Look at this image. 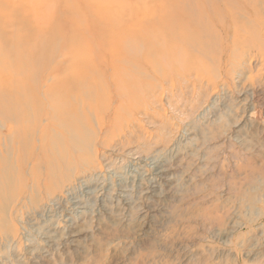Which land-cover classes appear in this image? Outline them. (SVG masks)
Masks as SVG:
<instances>
[{"label": "rangeland", "instance_id": "obj_1", "mask_svg": "<svg viewBox=\"0 0 264 264\" xmlns=\"http://www.w3.org/2000/svg\"><path fill=\"white\" fill-rule=\"evenodd\" d=\"M182 2L0 0V264H264V0Z\"/></svg>", "mask_w": 264, "mask_h": 264}, {"label": "bare ground", "instance_id": "obj_2", "mask_svg": "<svg viewBox=\"0 0 264 264\" xmlns=\"http://www.w3.org/2000/svg\"><path fill=\"white\" fill-rule=\"evenodd\" d=\"M185 3L182 2V0H172V3L170 5L164 6L160 13L161 18L156 20V24L153 25V29L151 30V33H149L146 29L145 30H139L132 33L128 30L130 28V24L122 26L120 25V32L117 33L115 36H107V42L114 47L115 44H122V43H129V42H145V61L150 65L151 68H155L156 66H159V59H164V61L167 63L168 66L172 67L173 64L171 62V54L174 55L179 49L184 48L191 45L192 41V34H190V29H194V22L195 20L192 17L191 13L184 12V14L177 15L175 12L176 10H180V8H183ZM174 13V14H173ZM180 13V12H179ZM172 19L173 23H170L168 19ZM176 23V24H174ZM174 24V25H173ZM115 25L109 24L105 29H115ZM194 31V30H193ZM151 40L153 42L157 43L156 51H150L152 50L151 47ZM151 48V49H150ZM114 49V58L117 60L120 59H129V56L127 51L125 50H115ZM130 61V60H129ZM74 75H77L75 78V82L69 83V86H67L65 90V97L74 94L75 92L79 91V88L82 86L79 85L78 80L85 79L86 75L81 72L75 73ZM71 80H73V77L71 75ZM91 78V77H89ZM113 79L116 83V85H120L121 89H124V86L133 85L134 83L130 81L131 83L127 82L125 77L122 75L120 71H117L113 75ZM81 86V87H80ZM63 90V89H62ZM124 95V94H123ZM21 96V95H19ZM122 96V95H121ZM21 99V98H19ZM56 111V110H55Z\"/></svg>", "mask_w": 264, "mask_h": 264}]
</instances>
